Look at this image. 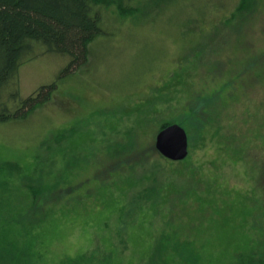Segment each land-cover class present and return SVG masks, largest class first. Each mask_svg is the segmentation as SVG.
<instances>
[{
    "label": "rangeland",
    "instance_id": "1",
    "mask_svg": "<svg viewBox=\"0 0 264 264\" xmlns=\"http://www.w3.org/2000/svg\"><path fill=\"white\" fill-rule=\"evenodd\" d=\"M96 2L84 65L34 44L10 81L56 85L0 122V248L49 214L43 264H264V0ZM172 123L181 161L154 148Z\"/></svg>",
    "mask_w": 264,
    "mask_h": 264
},
{
    "label": "trees",
    "instance_id": "2",
    "mask_svg": "<svg viewBox=\"0 0 264 264\" xmlns=\"http://www.w3.org/2000/svg\"><path fill=\"white\" fill-rule=\"evenodd\" d=\"M246 1L239 0V10ZM94 3L98 2L0 0V122L26 117L28 113L47 102L55 88V83H49L27 96H21L15 81L13 86L10 83L22 60L32 54L34 44H40L48 52L65 56L68 63L62 70L64 73L87 62L91 40L106 34L99 10L94 7ZM119 11L125 15L120 9ZM7 98L12 105L8 104ZM251 170V174H255V169ZM23 195L27 193L23 192ZM49 216L46 214L40 223L28 229L26 235L30 244L26 250L17 251L16 248L11 249L3 245L0 248V256L9 264H43L40 263L39 248L44 239L43 223ZM23 217L24 215L17 221ZM82 255L78 254V257L81 258ZM73 260L74 258L70 259Z\"/></svg>",
    "mask_w": 264,
    "mask_h": 264
},
{
    "label": "water",
    "instance_id": "3",
    "mask_svg": "<svg viewBox=\"0 0 264 264\" xmlns=\"http://www.w3.org/2000/svg\"><path fill=\"white\" fill-rule=\"evenodd\" d=\"M154 148L166 159L181 161L188 154V141L185 130L176 123L169 124L157 131Z\"/></svg>",
    "mask_w": 264,
    "mask_h": 264
}]
</instances>
